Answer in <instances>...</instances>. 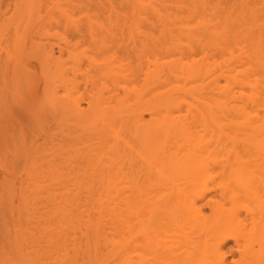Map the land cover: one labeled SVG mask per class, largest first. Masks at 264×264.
Instances as JSON below:
<instances>
[{
  "label": "rangeland",
  "instance_id": "1",
  "mask_svg": "<svg viewBox=\"0 0 264 264\" xmlns=\"http://www.w3.org/2000/svg\"><path fill=\"white\" fill-rule=\"evenodd\" d=\"M214 43L239 67L242 52L258 51L249 80L228 83L262 103L264 124V0H0V264L141 263L140 225L119 234L100 217L85 159L97 124L72 107L88 108L91 61L112 65L117 74L97 86L128 95L118 127L144 163L134 118L152 120L140 106L161 82L186 86L175 64L197 74Z\"/></svg>",
  "mask_w": 264,
  "mask_h": 264
},
{
  "label": "bare ground",
  "instance_id": "2",
  "mask_svg": "<svg viewBox=\"0 0 264 264\" xmlns=\"http://www.w3.org/2000/svg\"><path fill=\"white\" fill-rule=\"evenodd\" d=\"M203 51L211 54L197 74L189 64H175L188 76L186 86L161 82L153 100L140 106L152 120L134 118L144 163L133 161L137 155L118 127L128 95L97 86L117 74L112 65L91 61L88 108L72 107L80 121L97 124L96 148L85 159L95 166L100 217L119 234L140 225V264H264L262 103L245 92L238 99L228 83L236 73L249 80L258 51L241 53L242 70L234 53L228 60L224 44Z\"/></svg>",
  "mask_w": 264,
  "mask_h": 264
}]
</instances>
